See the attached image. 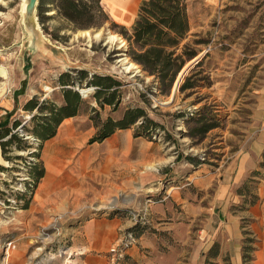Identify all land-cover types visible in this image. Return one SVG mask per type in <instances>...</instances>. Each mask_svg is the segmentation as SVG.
Instances as JSON below:
<instances>
[{"label": "rangeland", "instance_id": "obj_1", "mask_svg": "<svg viewBox=\"0 0 264 264\" xmlns=\"http://www.w3.org/2000/svg\"><path fill=\"white\" fill-rule=\"evenodd\" d=\"M78 1L72 22L60 12L61 0H37L31 15L23 14V0H0V68L6 71L0 73V126L7 124L11 135L5 145L0 137V264H60L79 223L116 212L128 227L113 264H245L244 250L249 264H264V0H186L189 31L180 46L189 42L196 56H207L176 87L191 63L184 60L168 93L127 54L122 33H130L142 0L128 24L115 19L105 0ZM122 58L134 68L125 71ZM83 65L122 84L116 110L100 109L93 90L80 88L86 90L83 110L93 105L103 120L137 106L160 127L147 137L131 127L90 148L94 129L80 117L70 144L36 146L30 131L37 110H25L26 102L58 105V75ZM185 82L190 87L181 90ZM85 153L86 168L101 179L99 206H82L81 197L63 193L50 220L29 214L33 205L23 210L32 197L24 190L33 184L27 180L32 162L45 175L52 166L82 170L75 164ZM128 234L131 241L124 240ZM153 236H160L157 253L137 244Z\"/></svg>", "mask_w": 264, "mask_h": 264}, {"label": "trees", "instance_id": "obj_2", "mask_svg": "<svg viewBox=\"0 0 264 264\" xmlns=\"http://www.w3.org/2000/svg\"><path fill=\"white\" fill-rule=\"evenodd\" d=\"M61 2L60 12L64 17L76 22L75 14L77 13L79 1L61 0ZM63 7L70 9V12H63ZM76 25L85 28L90 27L89 24ZM188 31L189 21L186 0H142L130 33L128 34L126 31L122 33L128 42V56L140 66L142 72L153 76L158 82L161 92H169L177 73L184 64V60L196 56V52L189 42L180 46ZM198 42L197 39L193 40L194 44H198ZM201 62L195 66H199ZM57 84L61 89V100L58 105L49 104L47 100L39 103L35 98H31L24 106L25 110L28 111L37 110V113L32 116L35 126L30 131L37 137L36 140L40 141V144L36 146L42 145L43 142L53 137L57 127L65 118L76 116L82 112L88 114L95 128L89 143L102 142L116 131L131 127L134 128L135 136L147 137L160 127L158 122L148 118L143 108L137 106L127 107L118 118L107 116L103 120L99 118L97 107L90 105L87 111L83 110L86 100L84 94L79 91L80 88H91L93 90L90 97L100 109L105 105H109L113 110H116L121 101L122 84L111 75L91 73L84 68L73 67L70 71H63L58 75ZM189 87L185 82L180 89L185 90ZM6 125L0 126V137H6L1 141L2 145L11 142V135ZM36 151L33 152L34 154L32 153L35 158H37L38 153ZM32 163V166H29L33 172H30L29 178L33 182V186L28 188V194H32L36 182L43 175V170L37 167L36 160ZM27 197L28 195L24 196V203H28L29 198ZM114 214H117V212ZM211 249L213 251V247ZM248 252L244 250L243 262L245 264H249L250 261ZM215 255L216 252L213 256Z\"/></svg>", "mask_w": 264, "mask_h": 264}, {"label": "crops", "instance_id": "obj_3", "mask_svg": "<svg viewBox=\"0 0 264 264\" xmlns=\"http://www.w3.org/2000/svg\"><path fill=\"white\" fill-rule=\"evenodd\" d=\"M77 68H84L92 73L97 71L89 70L87 66H76ZM99 73V72H97ZM84 117L87 122L93 127L94 132L95 128L89 119V116L86 112H82L76 116L65 118L60 125L57 127L56 133L53 137L49 138L45 142L53 141V144L63 143L70 144L73 135L72 127L77 118ZM128 131L118 130L113 133L110 137L106 138L102 142H93L89 143L88 147L95 148L98 144L103 143L104 141L115 137L121 132ZM90 139V138H89ZM45 142L43 144H45ZM96 145V146H95ZM1 148V144H0ZM89 154V152H88ZM87 153L79 157L76 162L77 165H81L82 170H78L76 167L71 170L62 165L60 169L52 168L50 174L43 175L39 180H42L40 188H35L32 192V197L30 202L27 204L29 209L32 205V211L29 214L32 216H38L41 214L44 222L49 218L51 219L52 207L59 198V194L71 193L77 197L83 199L84 204L82 206H92L100 205L101 201V179L100 176H97L96 169H87L86 168V159L89 156ZM2 156V150L0 149V159ZM88 161V159H87ZM130 167L133 168V163H130ZM48 177L52 178L51 183L44 185V181L48 180ZM114 185V184H112ZM39 191V192H38ZM32 201V202H31ZM175 200L171 201V204ZM126 205H114V209L124 208ZM128 227L127 222L121 218V215H91L88 218L84 219L79 223L76 230L73 232L72 236V246L71 250L76 253L73 259L74 264H113V256L109 253V249L112 246H118L122 241V231ZM69 228L68 231L70 230ZM164 231V230H163ZM159 237H139L137 244L146 251L157 253L159 249ZM162 243V242H161ZM132 250V248H131ZM147 260V259H146ZM146 264H153L148 263ZM162 264V263H159Z\"/></svg>", "mask_w": 264, "mask_h": 264}, {"label": "bare ground", "instance_id": "obj_4", "mask_svg": "<svg viewBox=\"0 0 264 264\" xmlns=\"http://www.w3.org/2000/svg\"><path fill=\"white\" fill-rule=\"evenodd\" d=\"M105 2L107 3V5L110 8V13L115 17L116 20L124 23V24H128L135 13L134 10V5L137 2V0H105ZM26 4H27V0H23V5H22V11L24 13L25 8H26ZM96 36H98V33L96 34ZM115 36L114 35H109L108 36V40L110 41H114L115 40ZM120 61L122 62V68L125 71H129L130 69L134 68V63L133 62H129L127 63L126 60L124 58L120 59ZM185 71V68H183L179 74L178 77L176 79V86L178 85V83H180V81L182 80V76L183 73ZM0 73L3 74L4 76L6 75V71L4 68H0ZM1 160V159H0ZM52 168H54V166H52ZM52 178L48 177V180H45L44 185H47L48 183H51ZM256 264H262L261 261L256 263Z\"/></svg>", "mask_w": 264, "mask_h": 264}, {"label": "built area", "instance_id": "obj_5", "mask_svg": "<svg viewBox=\"0 0 264 264\" xmlns=\"http://www.w3.org/2000/svg\"><path fill=\"white\" fill-rule=\"evenodd\" d=\"M28 181L32 182L30 178H27ZM29 187H32V184L29 183L27 187L24 186V190L26 191L27 188ZM17 191L19 192H22L20 189H16ZM24 192V191H23ZM128 237L127 238H124V240H130L131 241V236L128 234L127 235ZM11 243L12 242H9L7 247L9 248L11 246ZM123 243L121 241V243L118 245V246H112L110 249H109V253L113 256V262L115 261V255L117 254V252L119 251L118 249L122 248L123 247ZM122 251V250H120ZM62 255L64 256L63 259H62V262L60 264H74L73 263V259H74V256L76 255L75 252H73L72 250H64ZM121 254L118 253L117 256H120Z\"/></svg>", "mask_w": 264, "mask_h": 264}, {"label": "water", "instance_id": "obj_6", "mask_svg": "<svg viewBox=\"0 0 264 264\" xmlns=\"http://www.w3.org/2000/svg\"><path fill=\"white\" fill-rule=\"evenodd\" d=\"M36 1L37 0H27V4H26V8H25V11H24V15H31V13H32V10H33V7H34V4L36 3ZM203 56H204V54H199V55H197V56H195V57H193L192 59H191V63L186 67V69H185V71H184V73H183V76H182V79L184 78V76H185V74L187 73V72H189V70L194 66V65H196L202 58H203ZM182 81V80H181ZM180 81V82H181ZM180 83H178V85H179ZM177 85V86H178ZM176 86V87H177ZM87 89H90V88H87ZM81 93H84L86 90L85 89H80L79 90Z\"/></svg>", "mask_w": 264, "mask_h": 264}]
</instances>
